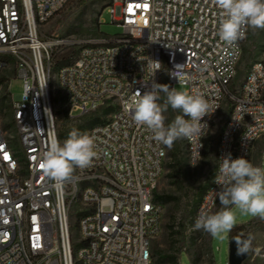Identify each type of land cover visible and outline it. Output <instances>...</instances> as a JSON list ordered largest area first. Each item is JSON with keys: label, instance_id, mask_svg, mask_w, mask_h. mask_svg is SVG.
<instances>
[{"label": "built area", "instance_id": "obj_1", "mask_svg": "<svg viewBox=\"0 0 264 264\" xmlns=\"http://www.w3.org/2000/svg\"><path fill=\"white\" fill-rule=\"evenodd\" d=\"M70 1L0 0V95L12 97L9 71L22 86L12 106L17 137L0 123V264H151L163 213L154 189L167 154L134 122L128 105L138 91L161 84L164 72L172 88L181 84L203 94L216 110L203 118L200 136L184 139L185 161L193 167L230 97L215 171L191 216L195 223L201 210L212 214L219 202L214 179L222 158L249 160L264 136V45L232 92L243 39L234 45L220 40L214 0H110L107 12L120 34L42 38V24ZM54 47L76 49L55 73L68 117L113 107L84 132L95 136L92 164L60 183L41 168L51 142L59 143L49 81Z\"/></svg>", "mask_w": 264, "mask_h": 264}, {"label": "rangeland", "instance_id": "obj_2", "mask_svg": "<svg viewBox=\"0 0 264 264\" xmlns=\"http://www.w3.org/2000/svg\"><path fill=\"white\" fill-rule=\"evenodd\" d=\"M109 1L71 0L57 15L42 24L40 27L42 38L83 39L120 34L122 29L111 23L110 14L107 12L106 5ZM99 19L100 23H98ZM262 45H264V29H248L246 39L242 44V55L237 65V75L230 85V91L237 89L250 63L259 57ZM75 51L76 49L73 47H54L51 54L49 81L53 94L56 131H65L80 125L85 126L87 119L94 115H99L101 119H105L107 116V114L101 113V108L77 118H69L67 115L66 100L56 86L55 73L59 66L72 59ZM7 75L11 77L9 90L12 97L5 92L0 95V123L6 125L9 133L16 138V129L12 122V106L13 99H16V96L21 93L22 86L21 82L13 76V71L7 72ZM160 82L165 85L170 84L166 72L163 73ZM173 88L178 91L186 90V87L181 84H174ZM159 95L158 102L163 105L166 94L160 92ZM229 105H231V99L227 96L206 135L203 155L197 165L191 167L185 160L180 165H170L173 163L171 153L175 152V149H178L179 156L183 157L184 139L176 140L170 148L165 145L166 163L163 174L155 185L154 192L158 195L171 197V200L163 205L161 229L152 243L153 259L151 264H166V256L169 254H174L178 258L179 264H228V241L230 237L243 233L250 234L251 248L242 264H264V227L251 231L247 229L242 231L237 228L250 221L261 220L260 218L238 213L236 225L223 240L214 238L202 229H196L191 218L199 194L209 184L213 176L211 165L214 166L213 157L220 135L219 129L226 121ZM79 114L80 111L73 113L74 116ZM163 115L166 118L165 125H168L176 116L183 115V113L173 110L169 106ZM68 138L59 139V144L62 146ZM259 162L261 166H264V149L260 152ZM221 208L222 205L219 201L213 213Z\"/></svg>", "mask_w": 264, "mask_h": 264}, {"label": "clouds", "instance_id": "obj_3", "mask_svg": "<svg viewBox=\"0 0 264 264\" xmlns=\"http://www.w3.org/2000/svg\"><path fill=\"white\" fill-rule=\"evenodd\" d=\"M214 3L220 9L217 35L226 44L234 45L244 39L248 29H264V0H214ZM150 66L157 71L160 63L154 61ZM160 92L166 94L163 105L158 102ZM169 106L183 115L165 125L163 113ZM128 108L137 125L146 126L155 141L169 148L178 139L192 140L200 136L207 126L202 123L203 118L216 110L213 111L199 92L178 91L158 83H153L143 95L138 91ZM96 148L95 136L73 129L62 146L56 140L51 142L41 159L43 171L60 183L75 168L89 167L97 156ZM214 183L219 188L222 208L213 214L201 210L195 220L196 229L223 240L236 225L238 213L264 220V166H254L244 157L233 159L229 154L222 158ZM235 241L238 253L250 250L251 238Z\"/></svg>", "mask_w": 264, "mask_h": 264}, {"label": "trees", "instance_id": "obj_4", "mask_svg": "<svg viewBox=\"0 0 264 264\" xmlns=\"http://www.w3.org/2000/svg\"><path fill=\"white\" fill-rule=\"evenodd\" d=\"M246 36H247V34H246ZM245 39H246V37L243 39L242 44H243V42H244ZM242 48H243V46H242ZM168 86H169L170 89L172 88V86L170 84ZM232 92H234V91H232ZM230 109H231V105L228 106V112L230 111ZM67 110H68V108H66V111ZM112 111H113V107L112 106L106 105V106L101 107V113L109 114ZM185 119H186V117H185ZM103 120L104 119H101L99 117V115H94V116L90 117L89 119H87V121L85 123V126H81L80 125V126H77L75 128L66 129L65 131H56L57 138L59 140V139H62L64 137H69V134H70V132L73 129L77 130L80 134H84V132H85L86 129L90 128L91 126H93V125H95V124H97L99 122H102ZM224 124H225V122H224ZM224 124L219 129V132L220 133H221V131L224 128ZM183 154H184L183 157H180L179 156L178 149H175V152L171 153V157L173 158V163L170 164V165H172V166H174V165H180V163L183 160H185V152ZM215 154H216V151H215ZM215 154H214V157H213L214 158V166L211 165V167H212V174H214V171H215ZM204 190L199 194L198 199L195 202V205H194V208H193V212H194V209H195V207L197 205V202L200 199V197H201L202 193L204 192ZM154 197L162 205L166 204L167 202H169V200H171V197H166L164 195H158L156 192H154ZM260 227H264V220L250 221V222H248L246 224L240 225L237 228L240 229V230H242V231L244 229H247V230H250L251 231V230H256V229H258ZM166 264H179L178 258L174 254H169V255L166 256Z\"/></svg>", "mask_w": 264, "mask_h": 264}, {"label": "water", "instance_id": "obj_5", "mask_svg": "<svg viewBox=\"0 0 264 264\" xmlns=\"http://www.w3.org/2000/svg\"><path fill=\"white\" fill-rule=\"evenodd\" d=\"M250 238V234L243 233L238 236L230 237L228 241V264H242L244 260L247 258V253H238V247L236 244V239L239 240H247Z\"/></svg>", "mask_w": 264, "mask_h": 264}, {"label": "crops", "instance_id": "obj_6", "mask_svg": "<svg viewBox=\"0 0 264 264\" xmlns=\"http://www.w3.org/2000/svg\"><path fill=\"white\" fill-rule=\"evenodd\" d=\"M264 149V136L258 138L255 140L252 150H251V155H250V162L254 166H261L259 162V155L260 152Z\"/></svg>", "mask_w": 264, "mask_h": 264}, {"label": "snow or ice", "instance_id": "obj_7", "mask_svg": "<svg viewBox=\"0 0 264 264\" xmlns=\"http://www.w3.org/2000/svg\"><path fill=\"white\" fill-rule=\"evenodd\" d=\"M41 168H43V165H41Z\"/></svg>", "mask_w": 264, "mask_h": 264}]
</instances>
